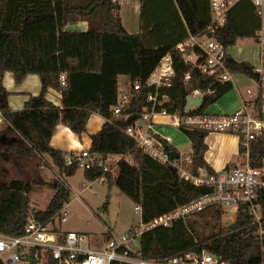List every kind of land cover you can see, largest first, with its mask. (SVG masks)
<instances>
[{"label":"trees","instance_id":"trees-1","mask_svg":"<svg viewBox=\"0 0 264 264\" xmlns=\"http://www.w3.org/2000/svg\"><path fill=\"white\" fill-rule=\"evenodd\" d=\"M120 1L0 0V110L6 126L0 136H16L24 142L9 147L0 145V234L21 236L32 215L47 221L69 203L71 190L65 180L74 176L78 168L67 166L68 155L52 149L50 141L59 124L78 135L83 134L93 114H99L106 123L102 131L91 138V154L103 158L121 156L122 159L116 166V176L112 175L113 171L104 174L102 169L88 170L84 175L92 182L106 179L114 183L136 207L142 208L144 223L210 193L208 188L180 180L171 168L160 165L137 149L135 141L123 131L130 126L127 125L128 116H141L149 106L148 96L156 92V88L147 87L146 82L169 53L176 76L171 89L159 90L161 95L169 97V102L158 106L157 112L166 109L169 114L180 117L205 115L212 104L233 89L232 82L215 84L214 93L206 94L201 106L186 112L188 97L195 90L207 91L209 82L198 70L191 72V66L175 47L186 38L187 31L196 35L209 25L210 0H143L141 15L144 19L168 15L154 26L155 35L161 37V43L154 47L143 33L150 30V21L144 23L145 30L138 34L130 35L125 31L118 15ZM171 5L173 13H170ZM75 21L87 22L88 31L66 32L67 24ZM166 27H173V31L160 35V30ZM260 28V19L251 0H240L228 11L226 25L217 33L216 40L228 52L238 40L256 39ZM225 63L231 75H244L257 84L262 82L261 74L251 64L237 62L229 55ZM189 72L191 80L185 82L184 77ZM6 73H12L17 83L29 75H37L41 80V94L31 97L23 111L13 112L8 106V93L2 85ZM63 75L66 77L64 87L61 86ZM122 76L129 79L127 93L131 103L120 116H115L112 109L121 96L119 78ZM136 82L142 84L140 91L134 90ZM50 89L62 95V108L47 101ZM262 103L264 101L260 100ZM261 118L264 120V114ZM180 130L192 146L190 172L204 168L214 173L204 159L209 133L184 126ZM167 149L174 147L167 145ZM30 153L48 157L61 178L51 185L55 195L45 211L32 208L29 194L34 186L43 187L47 183L40 179H11V170L5 166H15L19 158L28 160ZM243 153L244 149L240 148L239 155ZM263 160L264 135L251 144L249 164L260 167ZM215 209H218L216 216L220 217L223 210ZM245 210L240 209L231 227L207 239L200 238L195 224L186 220L188 218L170 227H157L142 236L141 253L147 259H170L206 252L229 264H262L264 237L255 236L256 228Z\"/></svg>","mask_w":264,"mask_h":264},{"label":"built area","instance_id":"built-area-1","mask_svg":"<svg viewBox=\"0 0 264 264\" xmlns=\"http://www.w3.org/2000/svg\"><path fill=\"white\" fill-rule=\"evenodd\" d=\"M116 1V0H115ZM240 0H210L212 19L209 25L196 35H189L183 43L177 45L178 51L186 64L191 66V72L198 70L202 77L209 82L207 91L195 90L189 96L193 99L203 98L206 94H213V85L231 82L225 59L228 55L223 44L216 40L217 33L226 25L228 11ZM257 16L261 21V28L257 32L256 43L259 46V62L264 66V0H251ZM258 71V70H257ZM191 72L184 77L185 82L191 80ZM259 72V71H258ZM176 72L171 53L167 54L156 70L146 82L147 87H155L156 92L148 96L149 106L139 119L124 128L123 131L131 137L136 148L149 156L160 165L175 171L180 180L197 187H205L210 193L201 196L191 203L178 208L170 214L159 217L150 223L142 221V208L135 207L140 216V224L133 227L125 235L111 236L106 240L102 249H95L85 234L74 231L65 232L61 226L68 222L69 211L65 206L58 214L42 221L33 215L29 218L25 231L21 236H7L0 234V264H229L209 253H188L174 258L147 259L141 253L142 236L157 227H170L175 222L200 214L208 209L220 208L224 212L235 211L236 217L240 209L251 218V225L256 228L255 236L264 237V160L260 167L251 166L250 146L264 135V84L258 85L254 95L250 90L242 101V107L228 115H187L173 116L178 128L184 126L191 129L204 130L211 134H228L236 136L240 148L244 149L243 163L232 168L209 173L204 168H198L196 173L189 170L191 156L182 155L172 146L170 137H163L154 132L152 119L157 113L169 115L166 109L157 112V107L169 102V97L161 95V88L171 89ZM66 85V77H61V86ZM142 84L136 82L134 90L140 91ZM131 103L128 93L120 96L118 103L112 109L115 116H120L123 109ZM191 107L186 112L189 113ZM130 116L127 117V120ZM4 123L3 112L0 110V124ZM177 151L179 158L173 160L171 153ZM122 159L121 156L103 158L92 155L89 151H82L66 157L67 166H75L84 171L102 169L103 173L112 172ZM264 251V248H262ZM264 264V261L263 263Z\"/></svg>","mask_w":264,"mask_h":264},{"label":"rangeland","instance_id":"rangeland-1","mask_svg":"<svg viewBox=\"0 0 264 264\" xmlns=\"http://www.w3.org/2000/svg\"><path fill=\"white\" fill-rule=\"evenodd\" d=\"M120 4L121 11L118 15L121 17L124 26L129 32H137L139 15H134L135 10L127 4L126 0H121ZM256 48L253 39H246L238 41L234 47H231L230 52L239 62H247L257 69L259 61ZM261 71L264 75V67L261 68ZM238 76L247 78L241 75ZM244 80L249 81L250 79ZM250 81L251 85L248 90L255 95L258 91V85L253 80ZM127 82L129 83L126 77L120 78V90L126 88ZM237 84L239 85L238 82ZM244 91L243 96L246 98L247 90ZM234 99L235 96L231 98L232 101ZM213 109V105H211L206 113L211 114ZM164 131L162 134L172 139V146L175 150L185 156L192 153L191 143L181 131L171 126L165 127ZM129 160L131 159L129 158ZM232 160L237 165L244 162L238 153L232 155ZM5 166L11 170V179H40L47 183V186L43 187L34 186L29 194L32 208L45 211L55 195L51 185L56 181H61L51 160L48 157L42 158L30 153L28 160L19 158L16 160L15 166ZM112 171V175L116 176L117 170L113 169ZM65 181L70 187L71 199L66 205L69 211V222L64 228L68 230L70 225L78 226L82 230L80 232L89 234L91 243L94 244L93 247H96L95 242L97 239H99L100 244L103 242L102 234L108 228H112L117 236H122L128 233L131 226L140 224L141 218L134 210L136 204L122 194L114 183L111 184L106 179L92 182L85 177L82 169H78L74 176L66 178ZM105 207H107L106 210ZM216 211L218 209L205 211L186 219L195 224L196 231L201 239L212 237L220 230H225L235 223V211L224 212L221 210L222 215L220 217L216 216ZM73 230L77 231L76 228H73ZM97 248L102 249V247Z\"/></svg>","mask_w":264,"mask_h":264},{"label":"crops","instance_id":"crops-1","mask_svg":"<svg viewBox=\"0 0 264 264\" xmlns=\"http://www.w3.org/2000/svg\"><path fill=\"white\" fill-rule=\"evenodd\" d=\"M126 2L127 4H129L130 7H133V9L135 10L134 15H137V14L139 15V19H138L139 28L137 32H129L127 28L124 26L123 21L121 19L122 26L125 29V31L130 35L138 34L142 31V29L145 30V28H143L144 23L146 21H150V23H152L150 30L143 31V33L146 39H148V43L150 42L149 44L150 46L154 47V46L159 45L161 43V40H160L161 37L155 35L154 32L157 31V29H155L154 26H157V22H159V19L161 21L166 20L168 15L158 14L155 17L154 16L150 17L152 19H149V18L147 19V17L146 19H144L143 16L141 15L143 0H126ZM169 7L171 10L170 13H173V10H174L173 5ZM211 19H212V14H211V9H210V22H211ZM260 25H261V21H260ZM88 29H89V24L85 21L70 22L65 27L66 32H87ZM172 31H173V27H166L160 30V35L161 34L166 35ZM190 34L191 33L187 31L186 38L183 41L179 42L177 45L186 41L189 38ZM241 40H246V39H241ZM253 41H255V45L257 47L256 49H257L258 61H259V46L256 43V39H253ZM230 49L231 48L228 49V52H227L228 55L231 56L235 61L239 62L238 60L234 58V56L230 52ZM262 67L264 66H261L259 62V67L257 68V70L261 74L262 82L264 84V75L262 74V71H261ZM241 76H244V75H241ZM244 79H247V78H243L238 75H232L231 82L233 83L235 88L233 87L234 88L233 91L232 90L231 92L229 91L227 94L222 96L217 102L212 104L214 108L212 113L211 114L206 113V114L207 115H228V114L234 113L235 111L239 110L242 107L243 99H245L244 98L245 96H243V93L245 92L244 90L248 91V89H250L248 87L251 85V81H250L251 79L249 81H246ZM237 82L239 83V85L237 84ZM2 85L4 89L6 90V92L8 93L7 103H8L10 110L13 112L23 111L25 109L26 104L29 102L30 98L38 97L42 91L41 80L39 76L37 75H29L21 83H17L12 73H6L2 78ZM128 86H129V83L127 82L126 88L123 90H120L121 95L124 93H127ZM233 96H235L234 101L231 100ZM46 99L48 102L52 103L54 106L58 108H62V95L58 91L50 89L47 92ZM105 123H106V120L103 117H101L99 114H93L91 115L87 123L86 131L81 135L74 133L66 125L59 124L56 126L53 132V136L50 141V147L56 151H60L67 155L80 153L82 151L90 152L92 148V139H91L92 136L99 134L102 131ZM167 126H171L181 131L180 128L176 126L175 120L173 116H171V114L163 116L159 112L153 117L152 127H153L154 132H156L157 134L163 137H168L162 134V132H165L164 129ZM5 128H6L5 123L0 124V131H3ZM205 143L208 146V150L205 153L204 159L207 165L210 168H212L214 171H222L230 165H236L235 163H233V160H232L233 154L238 153L239 155L240 145H239V140L236 136H233V135L230 136V135H225V134H211L206 138ZM14 144H24V142L21 141L16 136H10V135H5V134H2L0 136V145L2 147H9ZM191 155L192 153L189 156ZM100 180H103V179H100ZM68 222L61 226L63 231L65 232L74 231L77 233L85 234L88 237L90 243L92 242L91 237L88 236L89 234L80 232L82 230L78 226L70 225L69 228L71 230L65 229L64 227L66 224H68ZM133 227H135V225L131 226L129 230H131ZM73 228H76L77 231L73 230ZM102 235H103V238H102L103 242L100 244L99 239H97L95 242L96 247H93V248L95 249H100L97 247L104 248L105 246L104 244L108 236L110 237L117 236L112 228L106 229V232H104ZM91 245L93 246L94 244L91 243Z\"/></svg>","mask_w":264,"mask_h":264},{"label":"water","instance_id":"water-1","mask_svg":"<svg viewBox=\"0 0 264 264\" xmlns=\"http://www.w3.org/2000/svg\"><path fill=\"white\" fill-rule=\"evenodd\" d=\"M202 100L200 99V98H196V99H193V98H191V97H188V104H187V107H186V109L187 110H189L191 107H199V106H201V104H202ZM139 119V117H136V116H132V117H130L129 119H128V121H127V125H134V122L136 121V120H138ZM171 157H172V159L173 160H177L178 158H179V153L177 152V151H173L172 153H171ZM173 170V169H172ZM174 171V170H173Z\"/></svg>","mask_w":264,"mask_h":264}]
</instances>
